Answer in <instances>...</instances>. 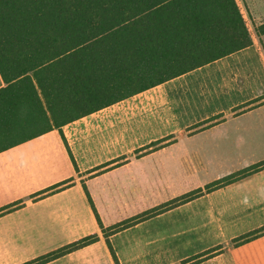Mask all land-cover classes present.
Here are the masks:
<instances>
[{"label":"crops","instance_id":"crops-1","mask_svg":"<svg viewBox=\"0 0 264 264\" xmlns=\"http://www.w3.org/2000/svg\"><path fill=\"white\" fill-rule=\"evenodd\" d=\"M250 48L0 151V264L93 234L43 264H116L106 233L126 221L109 236L120 264H182L264 226V169L204 191L264 160V101L247 105L264 71L240 75L261 61ZM223 248L192 264H264V232Z\"/></svg>","mask_w":264,"mask_h":264},{"label":"trees","instance_id":"trees-1","mask_svg":"<svg viewBox=\"0 0 264 264\" xmlns=\"http://www.w3.org/2000/svg\"><path fill=\"white\" fill-rule=\"evenodd\" d=\"M258 30L264 34V23ZM253 43L237 0H0V151ZM261 169L264 160L206 191ZM202 193L191 192L157 211ZM132 223L106 233L116 264L109 236ZM263 232L264 226L233 243ZM98 238L87 236L24 264H43Z\"/></svg>","mask_w":264,"mask_h":264},{"label":"rangeland","instance_id":"rangeland-1","mask_svg":"<svg viewBox=\"0 0 264 264\" xmlns=\"http://www.w3.org/2000/svg\"><path fill=\"white\" fill-rule=\"evenodd\" d=\"M237 2H238L239 6L241 8V11H242V13L244 15L245 20H246V22H247V24L249 26V29H250V32H251V36H252L253 42H254L253 45L251 46V48L247 49L245 52H247L249 54L254 53L256 56L259 55L260 58H261V61L258 64H256L255 61L252 62L250 60V61L247 62L249 64H247V63L245 64L244 63V65L241 66L242 71L240 72V75L248 76V77L251 78V76L257 75V73L255 74V72L251 73V71L253 69H258V70L262 69L264 71V34L259 33V30H258L259 26L262 23H264V0H237ZM244 62H246V61H244ZM226 63H229V61L226 62ZM226 63H224V64H226ZM230 64H235V62L229 63L228 65H230ZM246 70H248V71H246ZM248 77H247V79H248ZM258 79H260L262 81V84L258 83V85H264V78L262 79V78L258 77ZM241 80H242V78H241ZM237 84L242 87L245 84V82L241 81L240 83H237ZM255 99H257V98H255ZM257 100H258L257 102H263L264 101V94L261 97H259ZM236 174H238V173L236 172L233 175H236ZM213 183H215V181L211 182L210 184H213ZM205 190L206 189H204V191ZM261 234L262 233H259L258 235H255L254 237L246 239V240L243 239V240H241L238 243L247 242V241H249V240H251L253 238H256L257 236H259ZM238 243L237 242L233 243V240L232 241L230 240L228 242V244H221V245L223 247H225V246H234V245H236ZM215 247H217V246H215ZM215 247H213V248H215ZM223 249H222V251H223ZM207 259H209V258H207Z\"/></svg>","mask_w":264,"mask_h":264}]
</instances>
